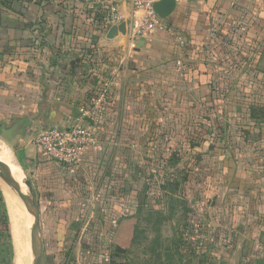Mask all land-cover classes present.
Returning <instances> with one entry per match:
<instances>
[{
  "label": "crops",
  "instance_id": "1",
  "mask_svg": "<svg viewBox=\"0 0 264 264\" xmlns=\"http://www.w3.org/2000/svg\"><path fill=\"white\" fill-rule=\"evenodd\" d=\"M101 7L0 0V148L32 180L46 254L106 264L131 218L170 213L205 264H264V123L249 118L264 108V0L177 1L166 31L131 46ZM106 82L82 166L41 156L35 135L70 127ZM6 233L0 210V264Z\"/></svg>",
  "mask_w": 264,
  "mask_h": 264
},
{
  "label": "built area",
  "instance_id": "2",
  "mask_svg": "<svg viewBox=\"0 0 264 264\" xmlns=\"http://www.w3.org/2000/svg\"><path fill=\"white\" fill-rule=\"evenodd\" d=\"M97 4L104 5L108 10L107 23L110 26H118L125 23L127 45L145 39L157 32H164L162 19L154 11V4L160 0H95ZM181 1V0H176ZM120 4L130 6V18L124 21L119 12ZM90 10L96 9L95 4L89 6ZM180 60L184 57L187 44L182 36H176ZM181 62V61H180ZM179 62V64H181ZM111 82H106L92 100L88 109L84 110L75 122L64 128H46L40 130L32 143L41 156L68 168L78 169L82 166L84 157L97 144L93 125L99 123V114L107 104Z\"/></svg>",
  "mask_w": 264,
  "mask_h": 264
},
{
  "label": "rangeland",
  "instance_id": "3",
  "mask_svg": "<svg viewBox=\"0 0 264 264\" xmlns=\"http://www.w3.org/2000/svg\"><path fill=\"white\" fill-rule=\"evenodd\" d=\"M2 152L4 153L2 154ZM0 158L12 159L17 162L13 153L10 150H6L4 148H0ZM17 164L23 172V175H26L28 179L31 180L26 172H24L21 164L18 162ZM14 179H16V177ZM0 190L2 193L1 185ZM175 220V217L168 213L167 221L165 224L160 225L161 221L159 214H151L148 216L142 212L140 215H135L129 220L130 223L126 227L130 236L126 239L123 238V241L125 240V242L120 241L118 243L119 247L125 248V250L128 251L127 254L123 256L121 255L119 258L112 259L111 262L107 260L106 264H205L204 259L197 258V256L194 254V251L190 245L189 235L184 230L182 231L184 237L178 240V233L181 235V230L178 225L176 226ZM10 230L11 227L9 225L8 233L11 236ZM83 230L84 229L82 228V232ZM122 233L125 236L127 234L124 231ZM133 236H136V238L133 244H131ZM176 243H179V248H181L180 251L179 248H176ZM10 244L12 245V240ZM71 246L72 250H66L68 251L66 254L70 253L69 250L75 253L73 248H78L79 245L78 243H75ZM108 248L106 251L108 252L109 256L110 254L112 256L114 251L112 252L108 250ZM14 250L15 248L12 246L11 252L10 250L8 251V256H10L9 264H16V251L14 252ZM47 256H49V258L47 257V264H54L53 256ZM31 258L32 257H29L27 264H32Z\"/></svg>",
  "mask_w": 264,
  "mask_h": 264
},
{
  "label": "water",
  "instance_id": "4",
  "mask_svg": "<svg viewBox=\"0 0 264 264\" xmlns=\"http://www.w3.org/2000/svg\"><path fill=\"white\" fill-rule=\"evenodd\" d=\"M154 11L160 19H168L177 8L176 0H160L154 4ZM119 31L122 35L126 34L125 23L113 27L111 34ZM0 179L3 183L10 186L21 197L23 204L33 219L31 228L32 246V264H47V254L45 251L43 230L41 227V211L37 202L32 181L26 175H23V184L15 181L10 174L9 167L0 161Z\"/></svg>",
  "mask_w": 264,
  "mask_h": 264
},
{
  "label": "bare ground",
  "instance_id": "5",
  "mask_svg": "<svg viewBox=\"0 0 264 264\" xmlns=\"http://www.w3.org/2000/svg\"><path fill=\"white\" fill-rule=\"evenodd\" d=\"M3 153L4 152H2V154ZM7 158H0V161L9 167L11 177L13 179L16 177L14 180L23 184V172L19 168L17 162ZM0 185L2 187V192L4 193L7 206L8 218L12 232L11 236L16 251V264H27L29 257H32L33 239L30 237V233L33 219L27 212L23 201L17 192H15L10 186L3 183L1 179Z\"/></svg>",
  "mask_w": 264,
  "mask_h": 264
},
{
  "label": "trees",
  "instance_id": "6",
  "mask_svg": "<svg viewBox=\"0 0 264 264\" xmlns=\"http://www.w3.org/2000/svg\"><path fill=\"white\" fill-rule=\"evenodd\" d=\"M8 4H10V2L7 1V5ZM91 11H94V10H91ZM97 11H101V15L100 16L104 17L106 15V11H108V10L101 7ZM249 118L251 120L256 121V122H263L264 123V108H257V107L252 106L250 108ZM5 209H6L5 201L3 200V195H2V193L0 191V210L2 212V224L4 225L5 229L7 230V239H8V243H9V247H10L9 250L11 252V248H12V245L10 244L11 236L8 233L9 222H8V216L6 214L7 210L5 212ZM135 238H136V236H133V240L131 241V244H133ZM179 243L178 244L176 243V245H177L176 248H179ZM180 250H181V248H179V251ZM127 252L128 251L125 250V248L119 247V245H117V247H115V250L113 252L112 259L119 258V257H121V255L122 256L126 255Z\"/></svg>",
  "mask_w": 264,
  "mask_h": 264
}]
</instances>
